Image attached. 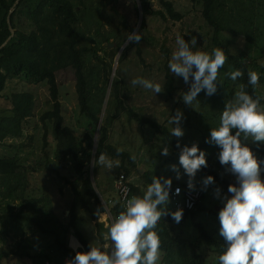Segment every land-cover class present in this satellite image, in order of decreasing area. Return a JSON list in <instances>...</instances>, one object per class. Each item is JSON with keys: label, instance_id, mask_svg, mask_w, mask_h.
<instances>
[{"label": "rangeland", "instance_id": "rangeland-1", "mask_svg": "<svg viewBox=\"0 0 264 264\" xmlns=\"http://www.w3.org/2000/svg\"><path fill=\"white\" fill-rule=\"evenodd\" d=\"M147 1L152 10L162 11L166 17L156 13L144 17L137 0H72L77 9L76 27L81 36L80 47L88 49L85 55L87 71L93 77L102 75L94 81L98 89H108L104 107L111 90L110 84L107 86L106 78L120 77L123 82V101L134 113L171 131L175 125L169 124L168 121L177 110H180L184 117L182 127L185 135L178 139L186 145L198 144L210 139L212 128L219 126L220 116L226 108V103L232 100L235 92L238 91V85L227 76L228 72L234 70L226 60L224 67L218 72L217 92L208 96L205 91H202L197 97L198 101L192 106L186 105L182 98V94L189 91L190 83L185 84L182 77H177L170 71L175 87L174 92L170 94L166 87L167 70L171 55L177 49V36L183 37L187 42L195 37L197 48L211 53L216 48L212 42L213 28L204 17V6L200 0H163L170 2L173 8L182 14L181 20L171 18L161 0ZM18 2L19 0L14 3L9 14L16 13V28L13 32L35 31L36 25L33 24L26 9L18 6ZM212 15L225 29L220 37L230 53L240 55L241 52H245L251 59V70L260 75L258 91L264 96V73L262 74L264 0H214ZM144 19L145 26L141 31L140 40L142 58L133 48L128 50L124 60L119 61L115 66L118 54L127 42V36L132 34L133 28L138 32ZM123 22H126V27L123 26ZM118 43L123 46L116 51ZM105 70L106 73H104ZM137 77H144L161 84L163 91L155 94L141 86L131 85L130 81ZM57 80L60 85L59 99L62 104L63 126L69 127L78 140L85 145L87 144L86 135L93 134L95 141L97 129L89 126L87 118L81 112L74 71L70 67L59 71ZM19 92L31 94L34 103L33 114L23 123L21 136H10L0 140V157L18 158L21 164V178L27 179L25 197L36 201V207L21 202L13 188L0 185V217H2L0 252L13 251L1 261V264H66V261L72 258L62 256L61 252L59 255L55 252L57 251L55 237L50 230L67 226L69 208L74 197L72 187L76 185L82 189V184L77 180L72 158L65 157L56 150L53 122L47 121L45 124L41 120L43 114L53 109L48 83L46 81L30 83L25 78H9L0 96L2 116L13 115L12 96ZM98 98H102V93H99ZM113 113L115 121L110 130L108 144L119 151L128 153L129 158L122 161L109 156L120 161V166L111 170L95 165L94 154L88 162L86 161L87 172L104 208L96 209L94 199L91 200L94 214L78 207L79 227L89 247L90 245L100 247L104 243H110V240H104L107 229L105 230L97 212L103 214L104 211L108 212V209H111L115 213L114 203L111 204L110 200L116 202L117 179L121 174L128 176L132 185L140 188L143 193L150 184L145 179V173L156 174L159 178H170L173 181L172 185L188 180L184 169L179 165L180 151L175 150L158 130L131 119L124 111ZM46 132L47 143L44 140ZM99 137L100 134L98 141ZM247 144L251 149L264 146V142H254L251 139L247 141ZM165 146L170 150L168 156L162 155ZM212 147L214 148L215 145L212 144ZM220 151L221 149L215 154V161L219 160ZM133 155L136 157L135 161L131 159ZM255 155L258 160L264 161L256 153ZM171 165L179 167L181 179H176L177 174L171 170ZM126 167L130 170L129 175L125 171ZM220 167L221 170H226V167L221 164ZM228 175L233 174L228 172ZM203 179L198 175L196 177V182L202 188ZM261 179L264 180V178ZM16 182L15 180L13 184ZM216 188L221 189L219 199L215 195ZM224 192L221 184L209 185L204 190V198L200 205L202 211L197 216V222L203 223L209 233L220 240L224 238L219 235V211L224 207L223 197L228 196ZM16 215H30L39 219L47 232H43L35 223L16 218ZM167 225L174 235L194 242L210 264H216L217 253L200 236L191 218H182L179 224L173 220L167 222ZM68 247L75 251L82 248L83 253L90 251L82 245L72 231L68 233ZM163 256L164 253H161L157 264L161 263Z\"/></svg>", "mask_w": 264, "mask_h": 264}, {"label": "trees", "instance_id": "trees-1", "mask_svg": "<svg viewBox=\"0 0 264 264\" xmlns=\"http://www.w3.org/2000/svg\"><path fill=\"white\" fill-rule=\"evenodd\" d=\"M16 1L18 0H0V96L6 87L7 80L13 77L25 78L30 83H41L46 81L49 85L53 109L43 114L41 120L45 124L47 121L53 122L56 150L63 156L72 158L77 180L82 184V189H79L76 185L72 187L74 197L69 208L67 226L57 227V229L50 230V232L55 237V246L57 247V251L55 252L58 253V255L59 252H61V255L64 257L74 258L77 251L68 247V233L70 231L74 232L77 239L87 250H90L88 241L85 239L79 227L78 207H82L88 212H93L91 200L94 199L96 209L103 210L104 208L86 169V163L93 154V134L86 135L87 144L85 145L84 142L78 140L69 127L63 126L62 104L59 99L60 85L57 80V73L69 67L74 71L79 105L82 114L85 115L90 124L89 126H94L98 129L99 121L102 119L100 137L97 143V152L95 154L96 160H98L101 153H107L108 156L121 159L122 161L129 158L128 153L119 151L114 146L108 144L110 130L115 121L113 112L117 113L124 111L131 119L158 130L177 151H181L180 148L176 147L177 143L181 145V148L186 144L182 143L178 138L171 136V131L167 127H162L148 118L138 116L125 104L123 101V82L120 77H114L113 79L111 90L108 95L109 98L106 101L107 107L103 115V104L108 89H98L95 84L94 80L101 77V74L97 77H93L87 71L85 55L88 49L86 47H80L81 36L76 27L78 22L77 9L72 0H35L36 2H34V0H19L18 6L26 9L33 24L36 25V30L30 33L23 31L13 32L16 28V13L9 14ZM200 1L204 6V17L213 28V45L216 48L219 47L225 50L227 56L226 60L234 71L241 70L244 73V76L238 78L234 83L238 86L239 84H245L246 90L250 94H253L252 86L248 85V71L251 70V59L248 58L245 52H241L240 55H233L230 53L228 47L224 44V40L220 37L225 29L216 22L212 15L214 0ZM161 2L166 6L167 12L171 18L175 20L182 19V14L177 12L170 2H165L163 0H161ZM140 4L144 17H148L152 13L166 17L162 11L155 12L152 10L147 0H140ZM144 23L145 19L137 34L141 35V31L145 26ZM125 25L126 22H123L124 27H126ZM134 30L135 28H133L131 32L133 33ZM122 46L121 43H118L116 51H119ZM133 48L136 49L138 56L142 58L140 41L138 43L133 41L127 45L119 61H123L128 50ZM106 72L105 70L104 73ZM263 73L264 69H262V74ZM110 79V77L106 78L107 86L111 82ZM166 87L170 94L174 92V78L169 69L167 70ZM99 93H102V98L100 99L98 98ZM255 94L260 95L258 89L255 90ZM12 102V116L5 117L2 116L0 112V140L10 136H21L23 134V123L33 114L34 103L30 93H15L12 96ZM261 103H264V101H261ZM234 133L235 130H233V134ZM44 138L45 143H47V132ZM206 141L207 140H204L198 143V146L202 151L206 152L208 167L202 168L197 175L202 178L209 175L213 176L214 183L221 184L225 190L224 193L228 194L229 198H231L232 194L228 193V187L229 185L236 184V177L234 175H228L227 169L225 171L221 170L219 160H214L215 154L220 149L219 146L215 145L213 148L212 144L206 143ZM187 146L190 147L191 145ZM251 150L254 154L256 153L259 157L264 159V146L255 147ZM134 165L136 166V164ZM20 168L21 164L17 157H0V185L13 188V191L18 193L17 195L21 202L36 207V201L25 197L27 179H25V177L21 178ZM261 169V178H264L263 163L261 164ZM125 171L127 175L130 174L128 167L125 168ZM144 176L145 179L148 180V183H151L154 177L159 178L158 175H150V173H145ZM15 180L17 182L13 184ZM187 181L188 180L172 185L170 202L168 204L169 215L162 217L163 219L158 222V234L161 236V253H164L163 260L160 264H210L206 257L198 250L194 242L185 237L174 235L167 225V222L173 221L170 213L175 212L171 202V194L176 186L180 185L184 188H188ZM196 189L201 190L202 199L194 210L183 211V218H191L193 225L198 229L203 240L214 248L217 253L216 264H219L218 257L226 250V242L225 240H220L212 236L204 227L203 223L197 222V216L202 211L200 205L205 193L198 182H196ZM132 191L134 195H143L142 190L134 185H132ZM117 200L116 197L115 201L117 202ZM114 211L115 213L120 212V205H116ZM16 218H22L26 222L35 223L41 227L43 232H47L43 226V222L33 216L16 215ZM0 220H2V217H0ZM12 252L13 251H1L0 264L1 261L7 258Z\"/></svg>", "mask_w": 264, "mask_h": 264}, {"label": "clouds", "instance_id": "clouds-1", "mask_svg": "<svg viewBox=\"0 0 264 264\" xmlns=\"http://www.w3.org/2000/svg\"><path fill=\"white\" fill-rule=\"evenodd\" d=\"M141 35L132 33L127 42H139ZM177 49L172 53L168 63L171 73L182 77L190 89L182 94L183 102L192 106L197 97L205 91L206 95H214L218 88V72L225 65L227 56L223 48H214L211 53L197 48L195 37L187 42L183 37L176 38ZM193 49H196L195 51ZM227 76L236 81L244 76L243 71L235 70ZM260 75L256 71H248V85L253 94L246 90L245 84H239L234 98L226 103L220 116L217 128H212L210 139L206 143L219 146V162L227 171L236 177V184L229 185L227 195L223 197L224 207L219 211V235L226 242V250L219 255V264H264V180L261 179V164L251 148L249 139L264 142V96L255 94L259 88ZM133 86H141L155 94L161 93L162 86L144 77L130 81ZM220 84V83H219ZM183 113L177 110L168 123L175 125L171 136L182 138L185 131L182 127ZM233 130L235 133L233 134ZM180 148L179 165L188 177L187 187L196 190V177L202 168H207L206 152L197 143L190 147L177 143ZM170 154L169 147H163L162 155ZM131 159L135 161L133 155ZM95 165L113 169L120 166L118 159H112L107 153H101ZM176 179L182 178L180 169L171 165ZM213 176L202 180L204 190L214 183ZM172 179L154 177L142 196L133 195L126 200L123 211L106 224L105 241L100 247L90 245V251L77 252L66 264H157L161 256V236L158 234V222L169 215L168 204ZM238 185V186H237ZM176 194L181 192L176 188ZM216 198H220L221 189H215ZM179 224L183 218V209L170 213ZM97 215L102 221L108 213Z\"/></svg>", "mask_w": 264, "mask_h": 264}, {"label": "built area", "instance_id": "built-area-1", "mask_svg": "<svg viewBox=\"0 0 264 264\" xmlns=\"http://www.w3.org/2000/svg\"><path fill=\"white\" fill-rule=\"evenodd\" d=\"M176 188H180L181 192L179 195L176 194L175 190ZM174 191L171 194V202L173 204V210L177 211L179 209H183V211H192L194 210L197 205L200 203L202 199V192L201 190H195L191 191L188 188H184L183 186H176ZM133 191H132V183L129 180V178L123 173L121 174L118 179H117V192H116V197H117V202H113L110 200V203L113 204V208L116 205H120L121 211L125 210L124 205L126 203L127 199H130L133 196ZM120 211V212H121ZM120 212L118 213H113L111 209H108V215L106 216V219L108 222H111V219L117 216Z\"/></svg>", "mask_w": 264, "mask_h": 264}, {"label": "water", "instance_id": "water-1", "mask_svg": "<svg viewBox=\"0 0 264 264\" xmlns=\"http://www.w3.org/2000/svg\"><path fill=\"white\" fill-rule=\"evenodd\" d=\"M137 1H138L139 6H140V9H141L140 0H137ZM136 32H137V30H135L133 33H136ZM129 43H130V42H126L125 45H124V46L122 47V49L120 50V52H119V54H118V58H117V61H116V65H115V66L118 65L119 58H120V56H121L123 50L127 47V45H128ZM4 45H5V44H4ZM115 70H116V67L114 68V72H115ZM112 82H113V76L111 77L110 86H111ZM105 109H106V104H105V107H104V109H103V115H104ZM101 124H102V119H100V121H99L98 129H97V132H96V138H95V141H94V149H93V154H94L93 156H94V158H95V154H96V152H97L98 135L100 134ZM77 252H82V253H83V249H82V248H79V249L77 250Z\"/></svg>", "mask_w": 264, "mask_h": 264}, {"label": "crops", "instance_id": "crops-1", "mask_svg": "<svg viewBox=\"0 0 264 264\" xmlns=\"http://www.w3.org/2000/svg\"><path fill=\"white\" fill-rule=\"evenodd\" d=\"M102 222H103L104 228H105V230H106L107 228L105 227V223H109L108 220L106 219V217L102 220ZM106 231H107V230H106Z\"/></svg>", "mask_w": 264, "mask_h": 264}, {"label": "bare ground", "instance_id": "bare-ground-1", "mask_svg": "<svg viewBox=\"0 0 264 264\" xmlns=\"http://www.w3.org/2000/svg\"><path fill=\"white\" fill-rule=\"evenodd\" d=\"M72 238V237H71ZM74 242V241H73ZM76 243V242H75ZM79 244V243H78ZM75 248V247H74Z\"/></svg>", "mask_w": 264, "mask_h": 264}]
</instances>
